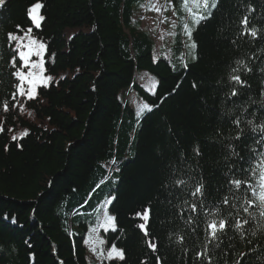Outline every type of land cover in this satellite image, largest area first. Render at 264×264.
I'll return each instance as SVG.
<instances>
[{"label": "trees", "instance_id": "trees-1", "mask_svg": "<svg viewBox=\"0 0 264 264\" xmlns=\"http://www.w3.org/2000/svg\"><path fill=\"white\" fill-rule=\"evenodd\" d=\"M39 2V26L28 15L37 0L0 4V102L9 103L0 107V264H89L91 226L104 247L124 251L108 264H264L259 200L230 183L259 192L264 0H220L192 33V61L183 44L191 3H168L162 44L141 17L150 0ZM40 44L42 62L30 67ZM16 71L35 82V99L17 95L23 112L12 93L33 85ZM200 183L204 195L192 196ZM105 201L112 228L97 225ZM213 219L227 222L218 240L208 236Z\"/></svg>", "mask_w": 264, "mask_h": 264}, {"label": "snow or ice", "instance_id": "snow-or-ice-1", "mask_svg": "<svg viewBox=\"0 0 264 264\" xmlns=\"http://www.w3.org/2000/svg\"><path fill=\"white\" fill-rule=\"evenodd\" d=\"M4 2V0H0V4H2ZM172 0H168V3H171ZM220 0H181L182 6L185 8H188L189 3L195 5V9H190L188 8V14L191 15L194 19L195 23H199L201 20H205L211 17V12L214 9L218 8ZM43 5L39 2V0H37V3H35L34 5H32L30 7V9L28 10V15L29 18L33 21V23H35L37 26H39V22L42 19L39 16V9L42 7ZM157 12L160 11V9H155ZM167 9H165L166 11ZM241 24L247 28L248 24H249V19L248 17H244L241 20ZM29 33L31 32V29L27 30ZM249 34L253 37H256L257 35V30L255 28L250 29L249 30ZM9 39L11 40H18L19 38L15 35L10 34L9 35ZM32 43L35 45L37 42L33 39ZM40 49L44 48L43 44L39 45ZM192 47H195V45L193 44ZM19 55V59L21 61H25L27 62L29 59V56L31 55V52H29V55L26 56L25 53L23 51H20L18 53ZM13 67H16L18 64L17 60H13L12 61ZM25 66H27V63L25 64ZM13 76H15L17 78V80L21 81V82H27L30 85H33L32 88H30L27 92L23 91V83L17 84L16 85V92L12 93V100L16 101V103L12 104V108L16 109L19 108L21 112H23L24 110V105L21 104L18 100H17V95L19 96H26L27 99H35V95H34V91H35V82L33 80H31L30 77V73L26 74L24 72L21 71H16L12 73ZM47 79H51V77H48ZM232 80H234L237 84H243V82L241 81L239 76H233ZM231 95L236 96L237 92L235 89L232 90ZM0 107H2L3 112L7 113L9 111V103L7 100L0 102ZM145 108H147L149 111L151 110L150 108H148L147 105L144 106ZM143 110V109H142ZM139 115V113H138ZM238 123V122H237ZM264 130V129H262ZM3 131V127L2 125H0V132ZM16 137L13 136V140H15ZM237 139H239V137H237ZM196 154L199 155V150H196ZM259 167V180H258V185H259V192L257 193L256 190L254 188H252V186L250 184H247L246 180H242V179H233L230 181L231 184H233L236 189H240L242 185L247 186L251 191L253 196L259 200V207L262 209L260 212L261 216H264V161L261 162V165L258 166ZM253 172L256 171V169L252 170ZM178 183H185L184 181H178ZM204 184L200 183L196 188L195 191H193L191 193L192 196H203L204 195ZM223 203L227 204L228 203V199L227 197L224 198ZM248 206L252 207L253 206V202L251 200L248 201ZM202 207V205H201ZM245 211H247L248 209L245 208ZM150 209H145L143 214H138L140 216L141 219L143 220H148L149 219V215L148 213L150 212ZM191 211L192 212H196L197 211V205L196 204H192L191 205ZM114 222V218L109 217L105 223L106 224H112ZM247 221H245L246 223ZM137 227H139L145 234V236L148 235V231L145 227L144 224H139L137 225ZM227 227V222L225 219H220V220H211L208 225H207V231H208V236L212 239V240H218L220 237L218 235V233H223L224 230ZM241 227V225L239 223L236 224V228L239 229ZM114 230V229H113ZM150 248H152L153 251L156 250V244L153 242H149L148 245ZM115 254V255H113ZM109 258L112 259H118L123 261L125 259V254L124 251L122 249H117L114 245L112 246L111 250L108 253ZM198 258H199V254H198ZM159 259V258H158Z\"/></svg>", "mask_w": 264, "mask_h": 264}, {"label": "rangeland", "instance_id": "rangeland-1", "mask_svg": "<svg viewBox=\"0 0 264 264\" xmlns=\"http://www.w3.org/2000/svg\"><path fill=\"white\" fill-rule=\"evenodd\" d=\"M145 4V2L143 3ZM155 9H160L159 12H157ZM165 9H167L165 11ZM170 12L172 14V9L168 5V0H150V2L147 4L146 9L142 7L140 9L141 17H143L144 20V26L155 33L158 37V43L159 39L162 37L161 43L164 44L165 42H170L169 39L167 41V30L170 29V22L172 21V18L170 16ZM197 23L194 22L193 17H190L186 23L184 32H183V44H184V51L186 53L187 59L189 61L194 60V47L192 45L194 44L192 33L196 28ZM155 37V35H153ZM158 46V45H157ZM31 47L28 48V52H30ZM44 53V49L36 50L34 52L35 60H32L28 62V66H39V64L42 62V59ZM31 74V73H30ZM150 77V76H149ZM152 82V90L154 89L156 85V80L153 77H150ZM108 201L102 202V204L99 206L98 214H97V225L98 227L101 226V228H112V224H106L105 221L112 217L110 214L107 213L106 207H107ZM98 228L95 231V226H91L88 228L86 232L85 242L88 245V243L92 244V249H94V253H91L90 251L92 249H89L88 247V254L87 259L89 261V264H103L98 263L97 260H104L105 264H108V261L112 260V258H109L108 253L111 250V248L104 247L105 241L102 238V236L97 235ZM96 232V233H95ZM97 235V237H94L93 235ZM115 255V254H113Z\"/></svg>", "mask_w": 264, "mask_h": 264}]
</instances>
